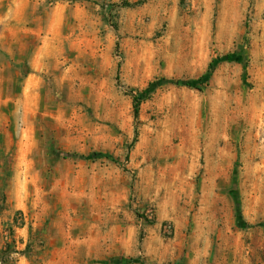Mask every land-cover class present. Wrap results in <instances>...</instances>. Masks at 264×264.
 I'll use <instances>...</instances> for the list:
<instances>
[{
	"label": "rangeland",
	"instance_id": "1",
	"mask_svg": "<svg viewBox=\"0 0 264 264\" xmlns=\"http://www.w3.org/2000/svg\"><path fill=\"white\" fill-rule=\"evenodd\" d=\"M117 258L264 264V0H0V264Z\"/></svg>",
	"mask_w": 264,
	"mask_h": 264
},
{
	"label": "trees",
	"instance_id": "2",
	"mask_svg": "<svg viewBox=\"0 0 264 264\" xmlns=\"http://www.w3.org/2000/svg\"><path fill=\"white\" fill-rule=\"evenodd\" d=\"M126 6V5H125ZM217 61H224V59H218ZM207 80L208 77L204 74L199 76L197 79L193 80V81H182V82H175L172 83V85L174 86H178V87H183V88H188V89H192L195 91H200L201 89H203L206 84H207ZM161 84V82H156V83H149L146 85V89L144 92H150L153 90L154 87H157ZM133 100V99H132ZM132 115L135 116L136 113V109H135V100L132 101ZM104 158L106 160H110V158L106 155H99V154H90L88 156L85 157H79L82 160H88L91 158ZM114 264H138L135 260L133 259H122V258H117L116 260L113 261Z\"/></svg>",
	"mask_w": 264,
	"mask_h": 264
}]
</instances>
